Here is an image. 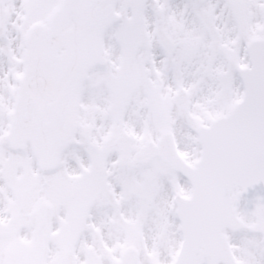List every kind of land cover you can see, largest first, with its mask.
Here are the masks:
<instances>
[{"label":"snow or ice","instance_id":"6c2138e0","mask_svg":"<svg viewBox=\"0 0 264 264\" xmlns=\"http://www.w3.org/2000/svg\"><path fill=\"white\" fill-rule=\"evenodd\" d=\"M0 264H264V0H0Z\"/></svg>","mask_w":264,"mask_h":264}]
</instances>
